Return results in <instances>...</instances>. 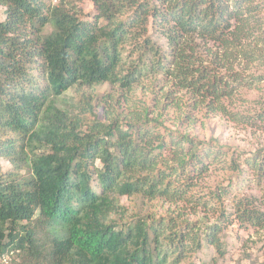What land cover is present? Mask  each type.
Here are the masks:
<instances>
[{
	"label": "trees",
	"instance_id": "trees-1",
	"mask_svg": "<svg viewBox=\"0 0 264 264\" xmlns=\"http://www.w3.org/2000/svg\"><path fill=\"white\" fill-rule=\"evenodd\" d=\"M80 1L0 0V158L11 165L0 169V260L19 251L30 264H182L203 243L224 255L220 222L200 233L189 223L178 230L174 220L116 217L124 214L118 196L181 199L193 180L187 167L207 171L209 151H194L188 137L169 131L177 166L160 169L165 158L158 150L167 143L153 132L157 117L139 112L124 122L85 123L70 115L60 95L104 82L128 89L152 73L173 77L183 89L201 86L218 99L229 81L183 65L185 50L195 37L233 44L229 36L239 40L243 16L254 8L249 0H90L95 13L83 19ZM183 141L191 148L184 151ZM245 161L259 176L264 155ZM177 168L188 174L174 187L170 173ZM253 205L239 199L234 214L240 223L264 227V208Z\"/></svg>",
	"mask_w": 264,
	"mask_h": 264
},
{
	"label": "rangeland",
	"instance_id": "rangeland-1",
	"mask_svg": "<svg viewBox=\"0 0 264 264\" xmlns=\"http://www.w3.org/2000/svg\"><path fill=\"white\" fill-rule=\"evenodd\" d=\"M248 3L254 10L243 16L239 40L229 36L233 44H225L195 37L183 56V65L209 68L210 76L215 73L222 78V83L229 81L228 93L218 99L202 91L201 86L183 89L175 85L173 77L152 73L128 89L104 82L72 87L60 95L70 115L79 119L83 116L81 122L85 123L105 118L106 122L116 118L124 122L139 112L149 118L157 117L160 123L153 132L167 143L164 150L159 149V141L153 144L165 158L159 164L160 169L177 166L174 145H170V140L165 137L169 131L179 140L182 136L188 137L194 151H209L210 157L205 159L207 171L198 173L193 165L187 167L193 180L191 185L189 180L186 182L187 188L181 199L168 196L148 199L139 194L117 197L124 207V214L123 218L116 217L123 223L140 215L150 222L174 220L179 224L177 229L182 231L193 224L201 233L205 226L220 222L219 238L224 255L203 243L200 249L188 251L182 264H264V227L240 223L234 214L239 199L251 201L256 209L264 208V165L257 176L245 161L253 155H264V0H249ZM79 8L83 19H89L95 13L90 0H81ZM3 10L0 5V21L4 18ZM49 30L47 25L44 31ZM153 39L165 53H170L163 37L154 34ZM130 60L131 57L124 58L122 68H126ZM205 80L200 82L205 84ZM218 86L221 88L223 84ZM88 105L92 108L87 109ZM86 129L83 124L82 130ZM187 143H180L184 151L191 148ZM233 162L239 164L238 169L233 167ZM96 165L100 166V163L97 161ZM0 169L3 173L8 172L11 165L0 158ZM179 170L170 173L174 187L180 182L183 185L188 174L179 175ZM91 186L98 190L95 181ZM217 190L222 193L219 199L214 195ZM23 256L24 252L15 251L9 256V264H30L25 261L26 256L23 262Z\"/></svg>",
	"mask_w": 264,
	"mask_h": 264
},
{
	"label": "built area",
	"instance_id": "built-area-1",
	"mask_svg": "<svg viewBox=\"0 0 264 264\" xmlns=\"http://www.w3.org/2000/svg\"><path fill=\"white\" fill-rule=\"evenodd\" d=\"M2 261L4 264H9V262H10L9 256L3 257Z\"/></svg>",
	"mask_w": 264,
	"mask_h": 264
},
{
	"label": "clouds",
	"instance_id": "clouds-1",
	"mask_svg": "<svg viewBox=\"0 0 264 264\" xmlns=\"http://www.w3.org/2000/svg\"><path fill=\"white\" fill-rule=\"evenodd\" d=\"M3 259V258H2ZM2 259L0 260V262H2L3 263V261H2ZM10 263V262H9ZM4 264V263H3Z\"/></svg>",
	"mask_w": 264,
	"mask_h": 264
}]
</instances>
